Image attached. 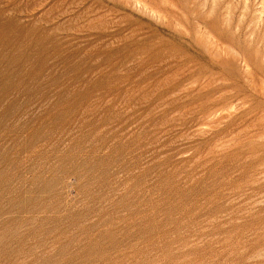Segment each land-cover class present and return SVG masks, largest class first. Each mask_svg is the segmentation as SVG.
Returning <instances> with one entry per match:
<instances>
[{
  "label": "rangeland",
  "instance_id": "rangeland-1",
  "mask_svg": "<svg viewBox=\"0 0 264 264\" xmlns=\"http://www.w3.org/2000/svg\"><path fill=\"white\" fill-rule=\"evenodd\" d=\"M0 264H264V0H0Z\"/></svg>",
  "mask_w": 264,
  "mask_h": 264
}]
</instances>
